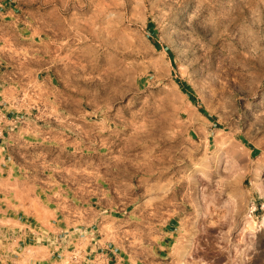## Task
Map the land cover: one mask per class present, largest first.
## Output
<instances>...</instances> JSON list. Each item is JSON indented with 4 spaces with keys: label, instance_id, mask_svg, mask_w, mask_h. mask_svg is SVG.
Wrapping results in <instances>:
<instances>
[{
    "label": "rangeland",
    "instance_id": "374dc122",
    "mask_svg": "<svg viewBox=\"0 0 264 264\" xmlns=\"http://www.w3.org/2000/svg\"><path fill=\"white\" fill-rule=\"evenodd\" d=\"M264 0H0V264H264Z\"/></svg>",
    "mask_w": 264,
    "mask_h": 264
},
{
    "label": "bare ground",
    "instance_id": "6f19581e",
    "mask_svg": "<svg viewBox=\"0 0 264 264\" xmlns=\"http://www.w3.org/2000/svg\"><path fill=\"white\" fill-rule=\"evenodd\" d=\"M264 222V221H263Z\"/></svg>",
    "mask_w": 264,
    "mask_h": 264
}]
</instances>
